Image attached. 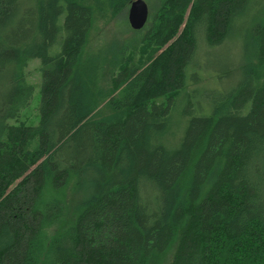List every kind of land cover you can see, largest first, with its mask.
<instances>
[{
	"label": "trees",
	"instance_id": "obj_1",
	"mask_svg": "<svg viewBox=\"0 0 264 264\" xmlns=\"http://www.w3.org/2000/svg\"><path fill=\"white\" fill-rule=\"evenodd\" d=\"M134 1L0 0V264H264V8L158 0L139 61L89 52ZM238 19L241 78L174 123ZM32 60L40 119L12 126Z\"/></svg>",
	"mask_w": 264,
	"mask_h": 264
},
{
	"label": "rangeland",
	"instance_id": "obj_2",
	"mask_svg": "<svg viewBox=\"0 0 264 264\" xmlns=\"http://www.w3.org/2000/svg\"><path fill=\"white\" fill-rule=\"evenodd\" d=\"M157 1L158 0L134 1L137 3H144L147 7L146 23L141 29L135 30L137 32H133L129 25L131 5L115 19L105 14V9H103L102 12H96L94 30L89 38L87 50L89 52H96L101 48H106L105 45L112 47L114 42H121L122 46H124V55L126 57H132L133 61H139L143 53L146 52V49L141 46L140 40L151 25L153 15L157 10L155 8ZM250 2L252 6H255L258 10L264 8V0H250ZM240 21V19L235 21L229 40L225 41L223 44L209 48L204 45H199L195 56V64L198 66L197 69H194L193 75L196 79L201 80V82L200 84H191L188 86V90L193 91L192 94L195 95L188 92L190 100L188 104H184L183 99L178 102L175 116L173 117L174 123L181 122L179 118L181 117V110L184 107L192 105L196 108L198 103L202 105L203 100L212 96L219 90H223L224 92L231 91L239 78H241L239 71L235 70L236 65L240 63V53L238 50L241 48L242 41L239 39H242L240 35L244 33L242 32L244 27L239 25ZM246 27L244 29H246ZM198 63H200V65ZM204 65H207V68H216L218 71L214 72L213 70L202 69L205 68ZM40 67L39 60H32L29 63L27 67V83L33 86V95L29 105L21 111L19 119L17 121H9V125L18 126L23 124L25 126H36L38 124L40 119L39 106L41 99ZM219 77L222 78V85L219 84ZM202 94L207 95L203 97ZM170 254L171 251L164 255L163 261L165 260V263L170 257Z\"/></svg>",
	"mask_w": 264,
	"mask_h": 264
},
{
	"label": "water",
	"instance_id": "obj_3",
	"mask_svg": "<svg viewBox=\"0 0 264 264\" xmlns=\"http://www.w3.org/2000/svg\"><path fill=\"white\" fill-rule=\"evenodd\" d=\"M147 20V7L144 3L134 2L129 12V25L134 30L141 29Z\"/></svg>",
	"mask_w": 264,
	"mask_h": 264
}]
</instances>
